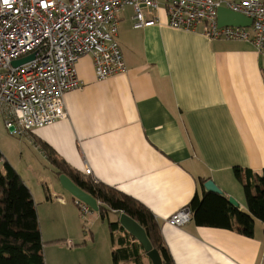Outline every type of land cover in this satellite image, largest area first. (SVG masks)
<instances>
[{
	"label": "crops",
	"instance_id": "obj_1",
	"mask_svg": "<svg viewBox=\"0 0 264 264\" xmlns=\"http://www.w3.org/2000/svg\"><path fill=\"white\" fill-rule=\"evenodd\" d=\"M145 15L156 23L134 28L130 6L117 12L123 72L97 79L92 57H80L76 75L82 85L64 94L66 117L11 137L17 156L1 143L0 154L36 204L67 207L65 221L77 205L52 182L56 168L42 145L84 178L115 188L148 209L174 264H264L260 221L252 237L198 226L192 219L180 227L166 222L194 196L201 197L207 180L247 211L233 168H264V54L249 42L209 39L201 25L193 30L169 26L164 0ZM3 125L0 118L4 132ZM40 159L46 169H37L39 163L44 166ZM86 167L90 175L84 173ZM24 174L46 182L33 189ZM55 196L60 201L50 199ZM88 219L104 220L98 212ZM41 229L45 264H54L53 252L65 246L72 250L70 232ZM88 234L94 238L92 231Z\"/></svg>",
	"mask_w": 264,
	"mask_h": 264
},
{
	"label": "built area",
	"instance_id": "obj_2",
	"mask_svg": "<svg viewBox=\"0 0 264 264\" xmlns=\"http://www.w3.org/2000/svg\"><path fill=\"white\" fill-rule=\"evenodd\" d=\"M123 6L132 8L134 28L156 23L145 10L157 9L158 0H0V118L11 135L66 117L64 94L82 85L76 75L80 57H92L97 79L125 70L116 40L117 12ZM164 6L173 28L193 30L201 25L209 39L249 42L264 54L262 0H164ZM220 6L250 18V26L218 25ZM30 55L31 59L13 65ZM84 173L90 175L91 168ZM74 202L82 217L91 212L87 204ZM190 219L191 211L185 206L166 222L180 227Z\"/></svg>",
	"mask_w": 264,
	"mask_h": 264
},
{
	"label": "trees",
	"instance_id": "obj_3",
	"mask_svg": "<svg viewBox=\"0 0 264 264\" xmlns=\"http://www.w3.org/2000/svg\"><path fill=\"white\" fill-rule=\"evenodd\" d=\"M42 147L47 151L58 177L60 174L66 175L99 202L98 214L102 219L110 220L109 213H114V220L108 221L113 264H151L142 246L118 224L120 212L140 224L152 248L159 252L162 264H174L163 242L157 221L148 209L115 188L84 178L66 166L48 146ZM0 164V264H45L44 241L32 194L1 154ZM233 172L241 183L247 211L231 204L227 196L204 187L201 197L194 196L187 207L191 211V219L198 226L234 230L246 237H252L255 220L264 224V168L254 171L235 166ZM201 181L205 179L201 178ZM115 230L118 233L113 235Z\"/></svg>",
	"mask_w": 264,
	"mask_h": 264
},
{
	"label": "rangeland",
	"instance_id": "obj_4",
	"mask_svg": "<svg viewBox=\"0 0 264 264\" xmlns=\"http://www.w3.org/2000/svg\"><path fill=\"white\" fill-rule=\"evenodd\" d=\"M3 130L4 132L0 130V143L3 144L5 148L9 149V153L11 152L12 155L17 156L15 141L10 138H17L19 136L11 135L6 129ZM40 160L44 166H42L38 162L39 164H37V169H46L45 163H43L44 161L42 159ZM22 162L25 164V160ZM24 175H27V177H30L31 181H33L30 182L33 189H35V186H43L42 184L46 182V180L38 181L36 176L32 177L28 174ZM51 178L53 183L60 184L57 176H55L53 173H51ZM64 192L68 197H72L67 191L64 190ZM55 198L56 199H50H53V201H60L58 196H55ZM49 206V204L45 203L36 204V213L38 216L41 235L42 225L44 228V233H49L51 230H55L57 233L67 234L68 231L75 239L74 246L72 245L71 248L72 250L68 249L66 246V249H55L57 251L53 252L52 256V261L54 264H113L109 249V246L111 244V231L108 225V221H113L115 218V215L113 213L109 214L110 220L105 218L104 220L100 219L99 221L94 223L88 219V216L90 215V213H94L96 211H91L87 214L86 217H82L79 208L75 206L76 210L74 209L73 213L68 212V214L66 215V222L64 220L65 215L63 214L66 212L67 207L61 206L54 208ZM37 207L40 209V219ZM75 215H77V218ZM256 222H259V220L256 219L255 223ZM67 223L69 225L68 227ZM89 231H92V233L94 234V238L89 236V234L87 236L84 235L89 233ZM113 233L116 234L118 233V231L115 230ZM45 244L46 242H44L43 249Z\"/></svg>",
	"mask_w": 264,
	"mask_h": 264
},
{
	"label": "water",
	"instance_id": "obj_5",
	"mask_svg": "<svg viewBox=\"0 0 264 264\" xmlns=\"http://www.w3.org/2000/svg\"><path fill=\"white\" fill-rule=\"evenodd\" d=\"M227 13L228 18H224L223 14ZM217 23L220 26H235V27H248L251 24V19L234 11H231L225 6H220L217 8ZM33 55H30L26 58L16 60L13 62V65H19L25 61L31 59ZM60 186L67 191L72 198L77 199L85 204H87L92 211L98 212L99 203L94 197H92L87 192L80 189L73 181L64 174H60L58 177ZM203 187L206 190L213 191L219 194H222V191L216 186L211 180L204 182ZM228 201L237 206V202L232 198L228 197ZM118 224L135 240L142 246L146 257L150 260L151 264H162V259L159 252L152 248V245L140 224L132 219L127 214L120 212L118 217Z\"/></svg>",
	"mask_w": 264,
	"mask_h": 264
},
{
	"label": "bare ground",
	"instance_id": "obj_6",
	"mask_svg": "<svg viewBox=\"0 0 264 264\" xmlns=\"http://www.w3.org/2000/svg\"><path fill=\"white\" fill-rule=\"evenodd\" d=\"M74 246V245H73Z\"/></svg>",
	"mask_w": 264,
	"mask_h": 264
}]
</instances>
